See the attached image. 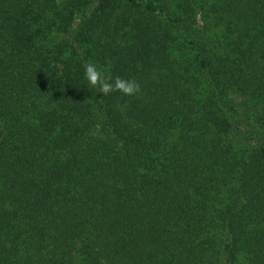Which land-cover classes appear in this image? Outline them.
<instances>
[{
  "label": "trees",
  "instance_id": "1",
  "mask_svg": "<svg viewBox=\"0 0 264 264\" xmlns=\"http://www.w3.org/2000/svg\"><path fill=\"white\" fill-rule=\"evenodd\" d=\"M0 264H264V0H0Z\"/></svg>",
  "mask_w": 264,
  "mask_h": 264
},
{
  "label": "clouds",
  "instance_id": "2",
  "mask_svg": "<svg viewBox=\"0 0 264 264\" xmlns=\"http://www.w3.org/2000/svg\"><path fill=\"white\" fill-rule=\"evenodd\" d=\"M85 78L92 87L98 88L104 95L119 91L127 96H135L141 91V85L136 79L121 76L113 79L95 63H88L85 66Z\"/></svg>",
  "mask_w": 264,
  "mask_h": 264
}]
</instances>
